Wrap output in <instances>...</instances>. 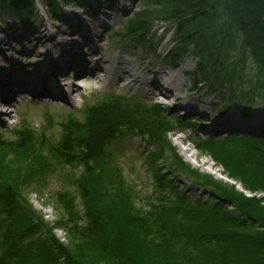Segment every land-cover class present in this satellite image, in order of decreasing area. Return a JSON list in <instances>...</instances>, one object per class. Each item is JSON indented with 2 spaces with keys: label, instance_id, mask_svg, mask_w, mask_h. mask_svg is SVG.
<instances>
[{
  "label": "rangeland",
  "instance_id": "obj_1",
  "mask_svg": "<svg viewBox=\"0 0 264 264\" xmlns=\"http://www.w3.org/2000/svg\"><path fill=\"white\" fill-rule=\"evenodd\" d=\"M32 1L33 5L22 7L23 12L14 15L7 8L3 9L0 0V36H20L43 23H58L62 28L68 25L75 30L76 25L71 20L64 22L65 19L75 15L79 16L80 20L89 22L90 18L86 16L93 13L90 2H96L100 3L101 7L100 12L93 16L98 19L97 23L94 20L93 24L102 22L103 17L108 23L99 28L103 33L100 53L105 58L121 54L126 59L140 57L142 65H154L159 62L170 64V57L172 56V62L173 54L176 55L182 48L181 44L175 42L174 27L171 24H155L151 30L145 32L144 41L139 43H136L132 36L123 40L115 37L126 34V24L145 7V0H119L118 3L114 0H55L60 21L52 19L47 7L40 0ZM113 2L116 6L110 8ZM11 42L15 48L19 47L25 54L28 53L29 46L24 41L18 44ZM82 49L87 52L86 48ZM61 52L60 49L58 53ZM187 52L188 54L185 52L186 54L171 64L174 65L173 68L171 65L164 67L168 73L176 75L181 66H186V71L181 74L182 84L175 95L181 96L183 100L180 102L197 104L198 110H204L202 105L209 104L210 111L206 119L193 115L183 117L175 113L172 109L176 104L175 100L165 104L159 98L148 100L139 92L138 96L134 97L135 91L124 89L122 84L114 82L113 78L108 84L96 83L95 80L85 81L83 77L78 80L74 73H69L62 81H56V86L60 91L64 90L66 98L51 96L39 100L24 94L14 98L12 106L0 104V111L4 108L11 110L2 114L5 123L0 124V143L1 147H4V151L0 152V162L3 158L0 166V189L16 188L22 192L26 204L43 224L39 227L45 229H36L32 237H29L31 234H26L23 239L24 244L34 246V264H69L72 260L76 264H114L98 250L90 248L69 234L68 227L72 226L77 218H86L88 208L93 211V207L104 213L113 210L116 217L124 209V213L133 219L150 218L153 210L167 206L172 211L187 215L186 224L195 225V229L199 217L213 224L215 229L222 233L228 231L233 235L258 237L263 241V217H258L255 210L260 208L264 213V191L248 192L238 180L229 179L226 174L246 173L244 168L249 167L246 145L256 142L264 135L259 134L260 131H251L247 128L250 126L246 125L250 124L249 121L264 118V102H257L255 99L248 106L240 95L228 100L230 90L224 85L217 87L212 93L204 86H194L192 73L195 70V57L190 53V49ZM16 54L19 53H8L10 57H16ZM20 55L23 60L17 63L16 68L25 76H30L36 70L27 68V64L33 62L34 58L28 59L23 54ZM53 57H57V54L53 53L51 58ZM94 61L95 56L91 53L86 55L88 66H92ZM10 65V62L5 63L3 69L9 70ZM249 70L247 74L256 80L259 79L257 68L252 67ZM74 81L82 86L78 88V92L72 91ZM244 91L250 92L242 87L241 92ZM186 96L188 98H185ZM116 97L125 98L126 101L122 102L136 108L160 106L161 118L170 129L161 146H147L142 137L124 131L107 146L106 165L102 167L99 164L98 171L91 178L85 174L83 166L61 163L54 153V148L60 145L63 127L70 121L80 122L88 108L110 102ZM216 113L219 117L228 113L238 116L239 124L245 129H233L232 132L217 130L215 126L218 123L211 126V119ZM207 122L209 124L205 125ZM204 126L208 129H204ZM22 135H28L33 145L14 154L12 148L16 145L15 142L21 141ZM226 135L229 136L228 139H223ZM207 138L208 141L212 138L214 141L223 142L217 143L219 146L234 145V151L226 150L222 154H232L226 160L232 168H237L238 165V169L230 172L218 163L215 156H218L219 152L213 146L205 144ZM228 141L229 143H226ZM206 146L210 149H206ZM33 160L38 164L35 168L31 165ZM46 166H49V171ZM83 181L88 201L83 200ZM244 200L255 203L245 208L244 205L248 203ZM25 211L24 206L19 207V213L23 216ZM3 219L5 215L0 217V220ZM19 227L21 231L25 228L22 223ZM170 227L174 226L170 224ZM207 232L210 230L207 229ZM55 244L62 247L64 254L58 256ZM167 257L171 264L178 261L169 254ZM139 264L146 263L141 261Z\"/></svg>",
  "mask_w": 264,
  "mask_h": 264
},
{
  "label": "trees",
  "instance_id": "obj_2",
  "mask_svg": "<svg viewBox=\"0 0 264 264\" xmlns=\"http://www.w3.org/2000/svg\"><path fill=\"white\" fill-rule=\"evenodd\" d=\"M145 1V7L126 24V34L115 37L123 40L132 36L139 43L144 41L145 32L155 24H171L175 42L182 48L178 49L179 53L173 54L172 62L170 57L169 63L173 64L190 49L195 57L192 76L196 86H204L209 93L221 85L227 86L230 90L228 100L240 95L248 106L255 99L264 102V0ZM40 2L45 4L52 19L59 20L55 0ZM1 4L3 9L7 8L15 15L23 12L22 7L33 5V1L2 0ZM252 67L257 68V80L247 74ZM242 87L250 92L242 93ZM122 101L126 99L116 97L110 102L92 106L84 111L80 122L66 124L60 145L54 148L59 161L68 166H83L85 174L91 178L98 171L99 164L102 167L106 165L107 146L120 132L142 136L147 146H161L170 129L161 118L160 106L136 108ZM178 122L181 123L180 120ZM208 140L205 144L219 152L215 156L218 163L230 172L238 169V165L232 168L226 160L232 154H222L223 151L233 150L234 145L219 146L223 142L212 138ZM15 144L12 152L17 154L32 146L33 141L28 135H22L21 141ZM1 146L0 143V152L4 151ZM207 146L205 148L210 149ZM246 148L249 166L244 168L246 173L226 175L229 179L238 180L248 192L264 191V135L256 142L248 143ZM1 160L0 166L3 158ZM31 165L35 168L38 164L33 160ZM47 168L49 171V166ZM84 182L81 183L83 200L88 201ZM22 195L16 188L0 189V217L5 215V219L0 220V264H34L36 261L32 257L34 246L24 244L23 239L26 234L32 237L36 229H45L39 227L43 225L41 220L36 218ZM244 201L248 203L245 208L255 203ZM21 206L26 208L24 216L19 213ZM121 211L124 215L118 213L116 217L113 210L104 213L94 207L93 211L88 208L86 218H77L68 227L69 234L98 250L114 264H139L141 261L146 264H171L167 254L178 259L175 264H264V238L260 241L258 237L233 235L228 231L222 233L199 217L195 229V225L186 224L187 215L172 211L167 206L153 210L150 218L131 219L124 209ZM255 212L258 217L264 218L260 208H256ZM20 223L25 226L23 231L20 230ZM170 224L174 227L171 228ZM55 247L58 256L64 254L60 245L55 244ZM72 261L69 264H76Z\"/></svg>",
  "mask_w": 264,
  "mask_h": 264
},
{
  "label": "bare ground",
  "instance_id": "obj_3",
  "mask_svg": "<svg viewBox=\"0 0 264 264\" xmlns=\"http://www.w3.org/2000/svg\"><path fill=\"white\" fill-rule=\"evenodd\" d=\"M114 1L118 3L119 0ZM90 4L93 13H88V16H86L90 18L89 22L80 20L79 16L75 15L67 17L68 20H63L64 22H70L71 20L76 25L75 30L68 25V28H62L58 23H43L40 27L38 26L30 31L27 30L26 33L23 32L20 36H0V104L11 105L14 98L21 97L24 94L39 100L51 96L66 98L64 90L62 92L56 86V81H62L68 77L69 73H74V77H77L78 80L83 77L82 79L85 81L95 80L96 83L105 82L108 84L110 79L113 78L114 82L122 84L124 89L135 91L133 92L134 97L138 96L137 92H139L148 100L159 98L165 104L168 101L175 100L176 104L172 106L175 113L183 117L193 115L207 118L206 116L209 115L210 111L209 104H203L204 110H198L197 104L186 101L180 102L183 100L180 98L181 96L175 95L176 90L182 84L181 74L184 70L186 71V66H181L178 74L171 75L164 67L169 65L167 62L142 65L140 57L126 59L121 54L112 58H105L100 53L103 45V33L99 28L108 23L103 17L102 22H98L97 25L93 24L94 20H98L93 16L100 12L101 5L96 2H90ZM114 4V2L111 3L110 8L115 7ZM11 41L17 44L24 41L29 46L28 53L25 54L19 47L15 48ZM82 48H86L87 52H84ZM60 49L62 52L58 53ZM11 51H16L19 54H16V57H10L8 53ZM88 52L95 56L92 66H88L86 63V55L90 54ZM53 53H56L57 57L51 58ZM20 54L28 59H32L30 57L34 58L33 62L27 64V68L36 70L30 76H25L16 68L17 63L23 60ZM8 62L11 63L9 70L3 69L5 63ZM153 66H156V68ZM249 76L251 75L249 74ZM194 86L196 85L194 84ZM72 87L73 92H78V88L82 86L74 81ZM10 111V108H4L3 111H0V124L5 123L2 114H7ZM239 119L238 116L233 114L228 113L219 117L216 113L211 119V126L218 123L215 126L217 130L225 129L229 132H232L233 129H245L239 124ZM263 120L249 121L250 124L246 126H250L247 128L251 131H260L259 134H264ZM204 129H208V127L204 126Z\"/></svg>",
  "mask_w": 264,
  "mask_h": 264
}]
</instances>
